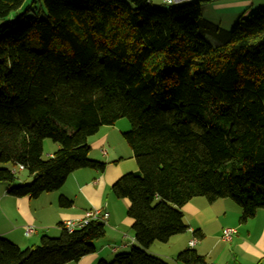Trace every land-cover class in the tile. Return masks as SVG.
<instances>
[{"label": "trees", "instance_id": "trees-1", "mask_svg": "<svg viewBox=\"0 0 264 264\" xmlns=\"http://www.w3.org/2000/svg\"><path fill=\"white\" fill-rule=\"evenodd\" d=\"M24 2L0 0V182L20 165L33 177L9 194L36 198L76 170L104 171L89 137L128 118L140 171L111 190L130 201L138 246L98 264H169L148 248L186 232L182 207L197 196L230 198L243 221L264 209V8L228 31L203 0H33L30 18ZM106 226H62L26 248L0 235V264L79 262ZM176 260L205 263L191 248Z\"/></svg>", "mask_w": 264, "mask_h": 264}, {"label": "crops", "instance_id": "crops-1", "mask_svg": "<svg viewBox=\"0 0 264 264\" xmlns=\"http://www.w3.org/2000/svg\"><path fill=\"white\" fill-rule=\"evenodd\" d=\"M216 1H206V6H211L209 9L212 10L209 16L214 11H222L223 7L231 21L255 8H264V0H228L226 4H216ZM157 2L164 3L163 0ZM104 142L106 145L110 142L107 134ZM45 145L44 142V149ZM108 147L110 150L104 151L105 157L96 158L107 164L104 171L92 168L76 170L57 191L43 193L36 198L19 197L9 194L11 184L0 185V235L19 246H33L44 235L49 236L55 223L58 224L55 231L61 233L65 220L80 219L87 210L102 208L109 212L105 236L95 244V253L75 264H94L99 258L106 260L138 246L134 220L128 214L130 201L115 197L111 188L122 175L139 172L140 168L133 151L129 157H123L116 145ZM53 153L49 152L47 156ZM26 182L22 179V183ZM61 198L68 199L71 204H61ZM182 210L188 226L186 232L171 237L163 242L165 245H159L157 242L160 241L153 242L148 248L150 253L169 261V264H185L176 259L180 252L189 248L205 258L203 264H264V209H259L254 217L243 221L242 207L230 198L210 201L205 196H197L187 202ZM27 226L35 227L34 235H25ZM229 227L236 229V232L227 241L222 237V231ZM194 238L196 243L191 247L189 242Z\"/></svg>", "mask_w": 264, "mask_h": 264}, {"label": "rangeland", "instance_id": "rangeland-1", "mask_svg": "<svg viewBox=\"0 0 264 264\" xmlns=\"http://www.w3.org/2000/svg\"><path fill=\"white\" fill-rule=\"evenodd\" d=\"M157 1L158 0L154 1L155 5L159 4V2H157ZM206 1L207 0H203V3H202L203 4L202 12H203L204 17L209 19V20H211V21H213V22H215V23H217V24L223 23L225 26L224 25H221V26L223 28H225L226 30H228V31L233 30V28L238 23V19L235 20V21H231V19L229 18L228 14L226 13V9H224L223 7H221L222 11H220V12H217V11L215 12L214 11L213 14L211 16H209V14L211 13L212 10L209 9L211 6H206L207 5ZM227 2H228V0H218V1H216V4H226ZM165 6L168 7V5H165ZM29 7H32V9L29 10ZM36 7H39V4H34L33 5V0H25V2L23 3L20 11L21 12H26L27 17L30 18V17H33V16L37 15V11L35 10ZM256 9H258V8H255L253 11L248 12L245 15V17H249L250 13L257 11ZM131 126H132L131 122H130V120L128 118H121L114 125H104V126H102L100 131L97 134L89 137V145L91 147V151H90L89 157L91 159H93V160H99V159H96V158L105 157L106 153H104V151L110 150V148L108 146H111V145H116L117 146V150L121 154L120 156L129 157L130 153L132 154V150H131L132 148L130 147L129 143L125 139L124 132H127L128 130H130ZM106 134H107V136L109 137V140H110L109 144H107V145L104 142V138H105ZM45 144H46L45 145V149H44L45 156H47L49 154V152H52V151L55 152L59 148V144L54 142L50 138H47L45 140ZM17 175H18V177H17L16 181L11 183L12 187L20 186L21 183H22V179H25L29 183H31L32 180H33V177L29 174L28 171L21 172V171L18 170ZM7 184H9V183L5 182V181L4 182H0V185H7ZM53 226H55V228H51V231H49L50 234L48 233L49 236H51V237L60 236L61 233L55 231V229L58 228V224L55 223ZM106 229H108V227H106ZM30 236H32V235H29L28 237H30ZM2 237L8 239L5 236H2ZM101 239L102 238L94 241V244H96ZM40 241L41 240H39L38 242L40 243ZM39 243H37V244H39ZM157 243L159 245H165L163 242H157ZM20 247L26 248L27 246L21 245ZM114 258H115V256L109 257L108 259H106V261L107 262H112L114 260ZM101 259L102 258H99L98 260H96L94 264H98ZM75 263L76 262H72V264H75Z\"/></svg>", "mask_w": 264, "mask_h": 264}, {"label": "built area", "instance_id": "built-area-1", "mask_svg": "<svg viewBox=\"0 0 264 264\" xmlns=\"http://www.w3.org/2000/svg\"><path fill=\"white\" fill-rule=\"evenodd\" d=\"M164 1L168 4H178V3H182L185 1H189V0H164ZM23 169H24V166H22V165H20L18 167V170H23ZM94 219L107 223L108 219H109V212L105 209H102V208L87 210L85 212V215L82 218L65 220L62 223V226L66 227L69 230H73L75 228L83 227L85 224H87L88 222H90L91 220H94ZM34 232H35V227H33V226H27L26 227V230H25L26 236L32 235ZM235 232H236V229H234L232 227L225 228L222 231V237L225 240L230 241ZM195 243H196L195 238L191 239V241L189 242L191 247H193L195 245Z\"/></svg>", "mask_w": 264, "mask_h": 264}]
</instances>
